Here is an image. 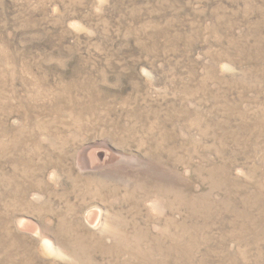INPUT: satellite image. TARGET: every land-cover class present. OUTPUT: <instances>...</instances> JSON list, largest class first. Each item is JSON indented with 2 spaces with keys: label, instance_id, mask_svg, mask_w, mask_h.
Segmentation results:
<instances>
[{
  "label": "rangeland",
  "instance_id": "rangeland-1",
  "mask_svg": "<svg viewBox=\"0 0 264 264\" xmlns=\"http://www.w3.org/2000/svg\"><path fill=\"white\" fill-rule=\"evenodd\" d=\"M0 264H264V0H0Z\"/></svg>",
  "mask_w": 264,
  "mask_h": 264
}]
</instances>
